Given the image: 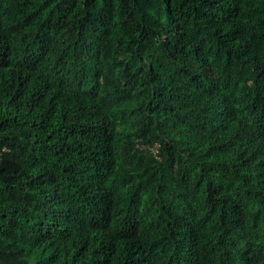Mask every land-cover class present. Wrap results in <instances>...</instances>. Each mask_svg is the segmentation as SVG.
<instances>
[{
  "label": "trees",
  "instance_id": "1",
  "mask_svg": "<svg viewBox=\"0 0 264 264\" xmlns=\"http://www.w3.org/2000/svg\"><path fill=\"white\" fill-rule=\"evenodd\" d=\"M0 264H264V0H0Z\"/></svg>",
  "mask_w": 264,
  "mask_h": 264
},
{
  "label": "built area",
  "instance_id": "2",
  "mask_svg": "<svg viewBox=\"0 0 264 264\" xmlns=\"http://www.w3.org/2000/svg\"><path fill=\"white\" fill-rule=\"evenodd\" d=\"M155 149V148H154Z\"/></svg>",
  "mask_w": 264,
  "mask_h": 264
}]
</instances>
